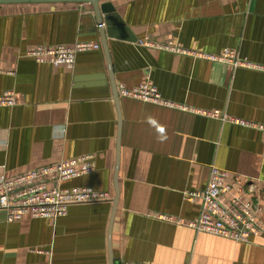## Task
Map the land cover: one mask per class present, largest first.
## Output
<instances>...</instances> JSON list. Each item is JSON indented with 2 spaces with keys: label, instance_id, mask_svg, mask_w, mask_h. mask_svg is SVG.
I'll use <instances>...</instances> for the list:
<instances>
[{
  "label": "crops",
  "instance_id": "1",
  "mask_svg": "<svg viewBox=\"0 0 264 264\" xmlns=\"http://www.w3.org/2000/svg\"><path fill=\"white\" fill-rule=\"evenodd\" d=\"M109 2L117 88L150 80L167 101L264 125V71L139 44L173 41L211 55L232 49L264 65V0ZM86 41L101 48L79 53L71 68L28 55L38 46ZM0 68L7 72L0 95L16 97L14 106L0 107V182L91 155L95 171L60 187L111 196L72 204L57 221L24 216L10 223L0 211V264H264V233L249 243L198 233L188 223L201 202L186 197L206 188L215 165L229 172L227 182L255 187L244 197H259L264 224L263 131L122 96L117 109L89 4L0 5Z\"/></svg>",
  "mask_w": 264,
  "mask_h": 264
},
{
  "label": "built area",
  "instance_id": "2",
  "mask_svg": "<svg viewBox=\"0 0 264 264\" xmlns=\"http://www.w3.org/2000/svg\"><path fill=\"white\" fill-rule=\"evenodd\" d=\"M140 46L152 48L177 55H187L194 58L207 59L224 63L233 69L247 68L264 71V65L250 62L239 55L236 50L225 49L219 55L191 51L179 43L166 41L154 42L150 39L139 41ZM101 48L99 43L78 42L73 46H38L29 50L28 55L37 63H51L54 66H74L76 56ZM7 74L0 68V75ZM9 74H12L9 72ZM119 96L132 98L145 103H151L171 109H179L196 113L208 118L230 123L244 128L264 132V125L244 120L222 111H205L190 109L175 104L163 98L156 85L147 80L134 88L124 85L118 87ZM16 104L13 92L0 95V107H12ZM95 171L94 156H82L73 160L47 165L21 174L13 179L0 182V211L6 212L7 222L20 221L24 216L34 219L45 218L57 221L68 214L72 204L97 203L111 200L105 192L93 188L64 189L60 184L91 174ZM229 172L215 165L210 167L209 180L206 188L198 192L186 193L188 201L200 200L199 216L188 223V226L198 233H207L234 240L238 243H249L254 237L264 233V224L258 219L263 211L259 197L247 200L245 192L255 193V187L242 185L239 178L227 182ZM161 220L171 218L159 215ZM178 223H180L178 221Z\"/></svg>",
  "mask_w": 264,
  "mask_h": 264
},
{
  "label": "water",
  "instance_id": "3",
  "mask_svg": "<svg viewBox=\"0 0 264 264\" xmlns=\"http://www.w3.org/2000/svg\"><path fill=\"white\" fill-rule=\"evenodd\" d=\"M110 0H0V5L5 4H39V3H82V4H89L92 7V12L94 14L95 23L98 27V33L100 35L101 43L103 50L106 55L107 59V66L109 75L111 77V83L114 90V100L117 105V109H119V94L118 88L115 86L112 80V66L109 57V50H108V43L107 37L110 35H114V32L111 25H113V9L111 6ZM105 25V27H104ZM110 27V28H109ZM118 170L116 169L115 173V190H116V197L114 200V211L116 209L118 199H119V185H118ZM113 220V216H112Z\"/></svg>",
  "mask_w": 264,
  "mask_h": 264
}]
</instances>
